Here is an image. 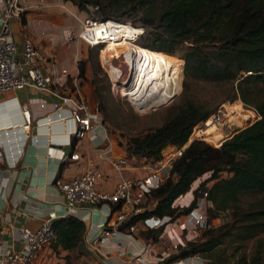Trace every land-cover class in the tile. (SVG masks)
<instances>
[{"label":"trees","instance_id":"1","mask_svg":"<svg viewBox=\"0 0 264 264\" xmlns=\"http://www.w3.org/2000/svg\"><path fill=\"white\" fill-rule=\"evenodd\" d=\"M64 1L79 11L94 9L98 16H91L97 19L129 21L141 27L140 35L144 37L137 44L149 50L172 55L178 45L186 44L181 55L184 80L180 102L170 109L162 125L126 140L123 147L129 157L158 159L165 146L182 145L192 128L215 112L216 108L205 109L187 96L188 80L229 84L228 100L237 98L258 115L252 123L215 143L216 147L192 140L172 162L163 182L150 191L147 198L154 201L153 206L129 216L118 226L119 231H124L150 216L173 220L187 215L196 207L194 198L179 208L172 203L189 190L194 180L207 174L198 187L212 182L205 188V199L212 205L206 210L209 219L215 217L213 210L230 207L232 220L216 227H208L205 222L200 239L177 245L176 252L160 264L194 255L208 259L205 264H227L211 257L213 249L226 237L244 241L264 232V204L251 209L237 205L242 193L264 194V0ZM76 66L78 77L83 79V62L78 61ZM175 73L181 75V64L175 67ZM172 149L167 146L162 152ZM221 172L229 175L219 178ZM51 227L56 236L53 244L67 250L76 246L84 231V224L73 216L53 220ZM161 228L148 231L158 234ZM148 231L140 230L139 234L148 239ZM231 264H259V256L249 260L240 257Z\"/></svg>","mask_w":264,"mask_h":264},{"label":"crops","instance_id":"2","mask_svg":"<svg viewBox=\"0 0 264 264\" xmlns=\"http://www.w3.org/2000/svg\"><path fill=\"white\" fill-rule=\"evenodd\" d=\"M18 4L22 8L20 17L11 21L18 51L21 39L30 37L44 55L56 59L58 69L64 68L67 72V76L56 80L53 89L60 94L69 92L72 89L71 78L77 73V60L74 52L63 43L65 29L72 26L75 7L64 0H18ZM64 49L71 53L70 60L63 54ZM84 79L85 74L80 81L81 89L90 98ZM56 100L53 94L30 87L0 94V216L11 222V228L4 230L2 235L0 251L6 247H17V229L20 226L35 228L47 216L52 221L73 216L84 224L76 246L67 250L52 244L39 254L33 264H68V261L70 264H160L167 253L156 252V244L140 236L139 232L101 237L99 231L106 220L108 206L66 208L54 185L55 179L68 180L79 176L91 161L105 175L101 188L112 190L117 182V173L97 153L105 147L108 148L107 157L122 156L126 152L112 135L107 133L105 138L100 127L94 129V137L72 138L75 124L67 118L64 108H51V103ZM24 102L30 114L28 140L20 130V105ZM71 152L79 154L77 160L67 159ZM127 161L122 175L137 177L142 174L139 159L128 157ZM190 200L191 193L187 191L186 196L184 193L173 201V206H186ZM138 252H142L143 261L135 263L133 257ZM170 264L201 262L191 256Z\"/></svg>","mask_w":264,"mask_h":264},{"label":"built area","instance_id":"3","mask_svg":"<svg viewBox=\"0 0 264 264\" xmlns=\"http://www.w3.org/2000/svg\"><path fill=\"white\" fill-rule=\"evenodd\" d=\"M21 10L18 0H0V94L21 90L26 87L49 92L57 98L55 102L51 103V108H64L67 111V118L74 122L75 126L71 133L72 138L79 140L94 137V129L98 127L102 129L106 138L107 132L98 120L95 102L81 89V78L78 77V71L71 78L72 89L69 92L60 94L53 89V86L60 76H67V72L64 68H57L56 59L52 56L44 55L41 49L28 36H24L21 39L20 50L18 51L12 36L11 21L20 17ZM106 22L107 20L97 19L92 16L86 17L82 23L85 28L79 37L88 45H94L92 44V36L87 35L85 30L88 27L100 26ZM136 28H140L141 32L134 35V41L143 32L141 27ZM64 39L68 46L72 40L70 26L65 29ZM103 39V37L95 38L96 43ZM40 106L42 107L43 104L40 103ZM20 112L22 116L20 130L26 140H28L30 114L25 102L20 105ZM201 131L202 129L198 130V133L195 134L197 136L193 140L200 139ZM191 141L189 135L182 145H167L172 146L173 149L170 152L162 153V150L167 147L165 146L160 151L158 159L155 160H149L144 157L139 158L142 174L137 177H125L121 173L128 162L129 156L127 154L107 157L108 148H103L97 153V156L106 159L110 167L117 173V182L112 190L101 188L105 175L91 161L87 162L86 167L79 176L68 180L57 178L54 180V185L61 194L68 210L81 205L92 207L106 205L109 207L106 220L99 231L101 237L107 238L118 233H138V223L144 228L157 229L163 224L165 225L169 218L150 216L128 226L124 231H119L118 226L129 216L138 214L146 209L145 200L149 196L150 191L163 182L172 162L181 155L183 149ZM78 156V153L71 152L67 159L77 160ZM202 191L203 195L206 196L205 189H202ZM198 206L188 213L189 219L187 222L193 227L201 224L202 216L197 212ZM51 224L52 218L47 216L35 228H29L25 225L20 226L17 229V247H6L0 251V264L35 263L39 254L55 242L56 236ZM10 228L11 222L0 216V242L2 241V235L5 233L4 230ZM133 261L135 263L143 261L142 252H138L133 257Z\"/></svg>","mask_w":264,"mask_h":264},{"label":"rangeland","instance_id":"4","mask_svg":"<svg viewBox=\"0 0 264 264\" xmlns=\"http://www.w3.org/2000/svg\"><path fill=\"white\" fill-rule=\"evenodd\" d=\"M73 11L75 16L72 17L71 23L72 40L68 45L69 47H67L65 41L63 45L74 52L77 61L83 62L86 78L84 80L89 88L90 99L96 104L98 120L106 129V132L112 135L119 145L124 146L129 137L141 135L150 129L162 125L169 116L170 109L176 106L182 97V83L184 79L181 55L186 44L178 45L172 55L150 50L151 56L147 60L144 68H140L137 79L145 78V87L148 86V89L154 94L146 97L139 96L132 101L129 100L128 96L123 95L121 84H118L112 78L108 66L100 56L104 41L98 43L94 41L92 42L94 45H88L79 37L85 28L82 24L83 20L91 15H97L94 9L87 7L86 10L79 11L75 7ZM107 20L117 22L112 19ZM124 24H130L132 28L137 27L129 21H126ZM98 28L96 27L95 30H98ZM90 32L88 31L86 34ZM140 32L141 30L139 28ZM143 37L144 34L139 35L134 43L137 44L138 40L143 41ZM62 52L65 57L67 55V58L69 60L71 59V53L69 51L64 49ZM179 64H181V75L175 73V67ZM155 71H157V76L155 75ZM170 72H172V76ZM151 76L157 78L155 82ZM232 85L234 86L235 83H232ZM187 86L186 94L189 98L196 101L205 109L216 108L215 112L208 119L214 117V121L217 123L216 130L212 133L204 132V127L207 125L205 122L208 119L195 125L192 128L190 140H193L197 136L195 134L198 133V130L202 129L199 140H202L212 147H216L214 145L215 143L222 142L232 133L247 126L258 118V115L239 99L228 100L231 94V85L229 84L188 80ZM155 88L156 90H154ZM228 175L226 172H221L219 178H224ZM206 176L207 174L194 180L188 190L191 193V200L193 198L195 199V206L199 205L197 212L202 216L200 226L193 227L188 223V214L181 215L173 220H168L165 225L163 224L164 226H161L162 228L158 234L148 231H155V229L144 228L138 223V231L147 230L149 239L153 240V242L155 240L156 252H165L167 255L173 254L176 252L177 245L183 246L187 241L200 239V234L204 231L203 226L205 222H207L208 227H216L232 220V209L230 207L224 210H213L215 217L209 219L206 210L207 208L212 209V205L205 199L202 189L209 187L212 182H207L203 188L198 187L199 183ZM153 203L154 201L151 198L145 200V206L147 208H151ZM263 204L264 194L255 191L240 194L237 202V205L242 209L256 208ZM176 206H178L177 208L180 207V205ZM255 256H259V264H264V232L244 241L238 240L234 236L226 237L211 252L213 259H218L227 264L233 263L240 257H245L246 260H249ZM192 257L198 259L201 264H205L208 261L203 255H194Z\"/></svg>","mask_w":264,"mask_h":264},{"label":"bare ground","instance_id":"5","mask_svg":"<svg viewBox=\"0 0 264 264\" xmlns=\"http://www.w3.org/2000/svg\"><path fill=\"white\" fill-rule=\"evenodd\" d=\"M96 27H99L98 30H95ZM88 31H91L87 35L92 36V42L96 41L95 38H104L102 40L104 41V46L100 56L103 62L108 66L112 78H114L118 84H121L124 96H128L129 100L134 101V99H137L139 96L146 97L148 95L150 96V94H154L148 89V86L145 87V78L137 79L140 68H144L147 60L151 56L150 50L134 43L133 37L139 33V28H132L121 22L107 20L105 24L100 26L95 25L93 27H88L85 33ZM95 31H97V33H95ZM151 77L155 82L157 78L154 76ZM154 90H156V88ZM216 125L217 123L214 119H209L207 125L204 127V132H214L216 130Z\"/></svg>","mask_w":264,"mask_h":264}]
</instances>
